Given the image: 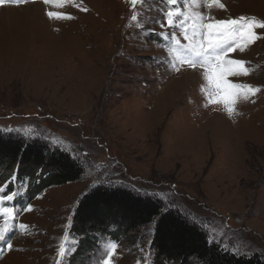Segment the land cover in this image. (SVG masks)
<instances>
[{"label": "rangeland", "instance_id": "374dc122", "mask_svg": "<svg viewBox=\"0 0 264 264\" xmlns=\"http://www.w3.org/2000/svg\"><path fill=\"white\" fill-rule=\"evenodd\" d=\"M82 2L87 12L47 9L75 17L62 21L45 15L42 0L0 7V132L41 140L84 167L81 180L62 187L9 185L20 195L0 208L13 207L16 218L0 213V227L12 226L6 235L15 250L0 241V264H100L109 243L118 246L113 264H153L155 224L135 240L99 235L86 257L77 256L73 219L97 187L159 199L224 251L264 258V90L231 118L222 105L205 107L201 72L165 69L167 49L137 28L130 0ZM200 3L217 19H264V0H222L226 10ZM166 7L147 0L135 12L144 29L160 32L149 21ZM233 58L249 61L252 72L230 79L264 89V39ZM61 243L71 249L62 260Z\"/></svg>", "mask_w": 264, "mask_h": 264}, {"label": "trees", "instance_id": "16d2710c", "mask_svg": "<svg viewBox=\"0 0 264 264\" xmlns=\"http://www.w3.org/2000/svg\"><path fill=\"white\" fill-rule=\"evenodd\" d=\"M13 171H17V181L31 185L32 192L66 186L84 175L83 165L70 153L51 149L38 139L0 132V182L9 181ZM163 209L159 199L142 197L123 187L93 189L80 201L73 219L71 230L80 238L77 256L86 257L87 247L99 235L115 241L135 240L155 224L153 264H193L195 260L201 264H264L260 255H233L218 244H210L206 234L180 212Z\"/></svg>", "mask_w": 264, "mask_h": 264}, {"label": "snow or ice", "instance_id": "6c2138e0", "mask_svg": "<svg viewBox=\"0 0 264 264\" xmlns=\"http://www.w3.org/2000/svg\"><path fill=\"white\" fill-rule=\"evenodd\" d=\"M35 0H0V7L26 5ZM147 0H130L133 9L131 20L136 22L137 28L147 31L149 36L159 37L157 43H163L167 49V59L160 61L167 71L180 72L181 70L200 71L205 82L201 85L200 91L205 96V107L211 105H222L223 111L231 118L239 115L237 106L242 101L252 100L262 90L259 86L235 82L230 78L249 76L252 69L249 68V61L233 58V54L246 52L257 41L264 39V19L256 16L240 15L228 19H217L207 11L201 12L200 0H182L183 7L179 5L181 0H161L166 9H160L161 19L151 20L162 29L156 32L155 29H144L143 18L139 17L135 8L138 3H146ZM46 6L45 15L53 21L72 20L75 17L68 12L47 10L52 7L63 9L72 6L79 11L87 12L88 8L83 5L82 0H42ZM206 8L224 9L226 6L222 0H206ZM159 59V58H154ZM254 102V101H253ZM12 131V129H9ZM18 179L17 171H13L9 181L0 186V204L14 202L20 195L9 185L15 184ZM150 195L149 193H143ZM25 211H31V205L25 206ZM168 207L162 210L167 212ZM0 213L5 217L15 220L16 213L13 207H2ZM159 222V218L156 223ZM18 228L22 234H27L28 225L19 223ZM12 226L0 227V241L6 242L9 252L15 250L11 240L6 233ZM209 243L215 240L209 238ZM151 245V241H149ZM117 244L109 243L106 248V256L100 264H113V258L117 252ZM226 251L233 255H239V250ZM71 249L61 243L58 249V256L61 260L68 255ZM246 254V253H245ZM58 264H61L58 261Z\"/></svg>", "mask_w": 264, "mask_h": 264}, {"label": "bare ground", "instance_id": "6f19581e", "mask_svg": "<svg viewBox=\"0 0 264 264\" xmlns=\"http://www.w3.org/2000/svg\"><path fill=\"white\" fill-rule=\"evenodd\" d=\"M261 2V1H260ZM29 7L31 6V5H28ZM259 7H260V5H259ZM4 9V8H3Z\"/></svg>", "mask_w": 264, "mask_h": 264}]
</instances>
